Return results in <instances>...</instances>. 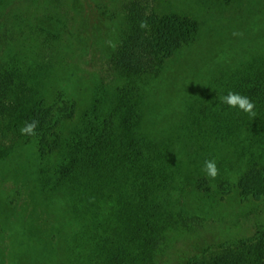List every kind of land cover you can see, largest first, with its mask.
I'll return each mask as SVG.
<instances>
[{"label":"rangeland","instance_id":"rangeland-1","mask_svg":"<svg viewBox=\"0 0 264 264\" xmlns=\"http://www.w3.org/2000/svg\"><path fill=\"white\" fill-rule=\"evenodd\" d=\"M135 10L198 27L139 93L114 58ZM10 64L0 264H264V202L236 187L264 166V126L221 99L245 96L246 74L264 70V0H0V69ZM37 104L74 107L66 157L21 134Z\"/></svg>","mask_w":264,"mask_h":264},{"label":"trees","instance_id":"trees-1","mask_svg":"<svg viewBox=\"0 0 264 264\" xmlns=\"http://www.w3.org/2000/svg\"><path fill=\"white\" fill-rule=\"evenodd\" d=\"M135 13L131 30L121 36L114 58L119 70L126 77V86L131 92L139 93L143 87L142 79L155 71L157 62L162 61L159 64H163L165 58L173 56L183 47L196 44L198 38L195 35L198 27L196 21L189 16H172L160 22L155 14H141L136 10ZM142 21L147 23L146 28L140 26ZM18 74V70L14 69L11 64L1 67L0 90L9 89ZM242 82L247 86L245 96L249 97L255 105L256 115L252 116L254 120L251 122L258 126H264V70L258 69L246 74ZM62 95L63 93H60L58 98H61ZM70 109L74 111V107H57V105L45 107L42 104H37L26 117L28 123L32 120L38 121L35 129L36 135H23V137L27 141L39 142L44 156L57 153L66 157L69 151V138L64 130V124L71 117ZM171 111V108L166 106L162 113L167 114ZM113 118L114 116L111 115L109 120L104 123L105 127H111ZM248 154L255 156L252 149L248 150V153L247 151L241 153L244 159H247ZM238 162L242 163L240 160ZM61 174H66L65 170ZM190 180L191 173L186 174L182 182ZM184 186H179L178 190H183ZM236 187L242 201L264 202V166L259 168L256 163L250 164L247 171L237 181Z\"/></svg>","mask_w":264,"mask_h":264},{"label":"clouds","instance_id":"clouds-1","mask_svg":"<svg viewBox=\"0 0 264 264\" xmlns=\"http://www.w3.org/2000/svg\"><path fill=\"white\" fill-rule=\"evenodd\" d=\"M142 28H146L148 25L146 22L142 21L141 25ZM234 35H241L239 33H234ZM222 102L227 104L231 108H239L243 110L245 113L250 114L251 116L255 117L256 113L254 111L255 105L247 96H242L238 93L229 91L226 96H223ZM38 125L37 120H32L30 123L26 122L25 126L20 129L22 135H29L34 136L36 135L35 129ZM204 171L206 172L207 176L210 178L215 179L219 174V169L217 168L216 162L214 160H206Z\"/></svg>","mask_w":264,"mask_h":264}]
</instances>
